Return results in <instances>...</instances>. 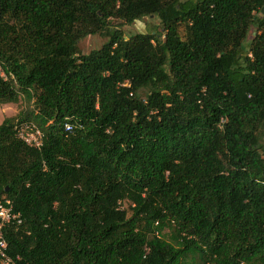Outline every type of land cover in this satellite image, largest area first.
Returning a JSON list of instances; mask_svg holds the SVG:
<instances>
[{"label":"trees","instance_id":"1","mask_svg":"<svg viewBox=\"0 0 264 264\" xmlns=\"http://www.w3.org/2000/svg\"><path fill=\"white\" fill-rule=\"evenodd\" d=\"M263 7L0 0V104H27L0 123L16 264H264Z\"/></svg>","mask_w":264,"mask_h":264},{"label":"built area","instance_id":"2","mask_svg":"<svg viewBox=\"0 0 264 264\" xmlns=\"http://www.w3.org/2000/svg\"><path fill=\"white\" fill-rule=\"evenodd\" d=\"M65 129L72 130L73 125L67 121L64 124ZM16 133L19 138L28 145L40 148L43 143V135L39 127L32 122H23L16 125ZM21 223L22 217L19 212L13 208L12 201L5 199L0 201V263L16 264L14 259L7 253V241L3 235V228L10 223Z\"/></svg>","mask_w":264,"mask_h":264},{"label":"rangeland","instance_id":"3","mask_svg":"<svg viewBox=\"0 0 264 264\" xmlns=\"http://www.w3.org/2000/svg\"><path fill=\"white\" fill-rule=\"evenodd\" d=\"M122 29L126 35L137 32H146L150 30H157L163 32V26L160 19L157 16L145 17L141 20H136L131 24L123 23ZM107 40L106 35L93 34L88 35L79 42V47L83 53H88L93 49L100 48L102 44ZM26 101L21 98L18 102H11L6 104H0V123L5 117L15 116L21 109L26 107ZM129 203L126 201L122 204L123 207L128 208ZM164 233L169 234V228L164 230Z\"/></svg>","mask_w":264,"mask_h":264},{"label":"water","instance_id":"4","mask_svg":"<svg viewBox=\"0 0 264 264\" xmlns=\"http://www.w3.org/2000/svg\"><path fill=\"white\" fill-rule=\"evenodd\" d=\"M262 12L264 13V7L262 8Z\"/></svg>","mask_w":264,"mask_h":264}]
</instances>
